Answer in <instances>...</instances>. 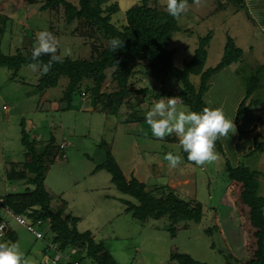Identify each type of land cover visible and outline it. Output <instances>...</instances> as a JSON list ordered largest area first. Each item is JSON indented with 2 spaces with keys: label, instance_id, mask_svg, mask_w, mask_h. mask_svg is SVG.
Here are the masks:
<instances>
[{
  "label": "rangeland",
  "instance_id": "1",
  "mask_svg": "<svg viewBox=\"0 0 264 264\" xmlns=\"http://www.w3.org/2000/svg\"><path fill=\"white\" fill-rule=\"evenodd\" d=\"M116 1L120 9L113 15V22L119 25L125 21L126 9L139 0ZM156 1L165 5L164 0ZM219 1L227 5L226 9L214 11L217 0H201L199 5L188 3V10L177 19L180 29L169 41L178 67L193 57L200 37L207 34L211 39L207 43L205 67H213L219 62L227 36L235 39L244 50L242 62H233L213 74L204 95L210 109L221 110L236 126L235 134H230L228 139H219L220 146L215 145L217 159L214 162L197 166L184 156L179 142L153 137L146 121H123L132 106L146 114L158 100L147 99L138 106L144 96L136 93L126 98L129 105L123 104L116 112L103 113L92 109V98L76 94L71 106L64 108L59 99L66 78H61L56 87L40 93L35 86L39 70L22 66L19 71V76L25 80L22 83L11 79L8 70L0 67V196L22 191L26 186L23 180L9 181L6 175L13 166L22 168L25 150L21 142L22 130L38 140V146L53 135L54 151L45 157L51 161L45 178L48 191L54 195L50 211H60L67 221L78 218L77 230L90 231L95 241L102 243L119 264H180L170 260L174 252L188 254L199 264H226L224 255L229 252L240 259L249 257L255 247L253 228L247 207L239 197L240 184L227 177L224 166L228 161L231 165L245 164L264 172V152L246 155L253 143L254 132H249L256 123L253 120L260 115L264 117V28L259 25L264 24V0H245L246 9L237 13L232 12L230 1ZM38 6L25 0H0V13L8 17L1 51H27L33 48L37 35L45 31L57 41L60 55L88 58L90 45L83 38L65 31L62 20H56V14L41 11ZM247 10L256 24L247 19ZM240 66L245 68L237 72ZM252 72L261 77L262 84L249 98L260 99V103L244 109L237 120V108L246 94L244 79ZM136 77L151 89L158 87V81L146 74L138 71ZM192 81L197 82L198 77L192 76ZM106 88L111 89L109 74L103 85V89ZM248 102L249 99L246 104ZM177 109L190 111L178 99ZM257 124L255 132L260 131L264 140V122ZM64 143L65 148L58 147ZM106 148L126 181L129 182L133 175L155 195L169 190L185 200L200 202L203 208L201 221L179 222L172 235L167 217L143 221L125 213L123 200L134 204L137 201L120 192L111 182V174L105 168L108 165ZM169 152L181 157L176 168H171L164 159ZM97 165L104 167L92 171ZM259 180L260 193L264 194V177L260 176ZM0 219L7 221L17 236L14 242L0 238V243L17 244L31 264H66L78 257L79 264H92L83 253L71 250L53 262L55 251L52 248L46 250V243L17 224L1 207ZM214 225L216 228L212 233L205 231ZM39 229L48 232L45 226ZM47 239H50L49 234Z\"/></svg>",
  "mask_w": 264,
  "mask_h": 264
},
{
  "label": "trees",
  "instance_id": "2",
  "mask_svg": "<svg viewBox=\"0 0 264 264\" xmlns=\"http://www.w3.org/2000/svg\"><path fill=\"white\" fill-rule=\"evenodd\" d=\"M25 1L29 4H38V9L41 11L56 14V20H62L65 31L73 36L83 38L86 44L90 45L88 58L66 56L62 63H54L46 74L39 71L35 86L40 93L56 87L61 78H66V84L59 99L64 108L71 106L76 94H82V97L92 98V109L103 113L116 112L123 104L129 103L126 98L141 93L144 97L137 103L138 106L147 99L159 100L160 98L176 97L190 111L199 113L204 108H209L204 95L210 86L213 74L233 62L244 60L243 49L236 44L235 39L227 36L223 55L219 62L213 67H205L207 43L211 39V35L207 34L200 37L199 44L190 60L185 61L181 67L175 65L173 59L175 51L169 48V41L173 34L180 29L178 21L166 12L165 5L158 4L156 0H139L127 8L125 21L119 25L113 22V15L120 9L116 0ZM228 1L233 5V13L246 9L245 0ZM217 2L214 11L226 9L225 3L219 0ZM188 3H193V0H188ZM246 13V16L252 20L253 17L248 10ZM7 21L8 17L0 13V67H5L8 70L11 79L25 83V80L19 76V71L22 66L33 63L31 60L33 48L27 51L17 50L14 53L1 51V42ZM30 37L33 39V33L30 34ZM112 38H119L123 41V47L115 52H112L109 47V41ZM48 60V56L40 58L42 64H46ZM240 68L245 67L240 66L237 72ZM138 71L146 74L148 78L158 81V87L151 89L144 85L143 80L136 77ZM108 74L111 89H103ZM192 76H197L198 81H192ZM241 76L245 78V75L243 77L241 74ZM244 80L246 94L237 108V120L244 113V109L260 103V99L249 98V96L261 87V77L252 72ZM248 99L249 102L246 104ZM135 107L137 106L131 107L132 109L123 120L124 122L146 121V114ZM257 121L263 123L264 117L258 116ZM255 129L256 124L249 132H254ZM252 137L253 143L249 146L246 155L264 152V140L261 139L260 131L255 132ZM163 141L179 142L178 138L173 135L165 137ZM21 142L25 149L24 160L20 164L22 168L17 169L15 168L17 165L13 166L6 175L9 181L20 179L26 186L22 191L9 192L0 196L3 200L0 207L5 206L14 214L25 216L33 224L41 221L38 228L45 226L48 229V232L39 229L42 232L40 240L44 244L46 243V250L55 246L61 253V257L67 255L71 250L83 253L92 264H119L102 243L95 241L90 231L79 232L77 230L78 218L72 217L71 221H67L62 217L60 211H50L49 205L54 195L48 191L45 178L51 161L46 160L45 157L53 153L55 137L51 135L49 139L42 141L38 146V140L31 138L22 130ZM215 145L220 146L219 140ZM65 146L66 143L60 144L58 147L63 149ZM106 151L108 165L105 168L111 174V182L120 192L137 201V204H134L131 201L123 200L125 213H130L133 218L143 221L167 217L172 235L175 234V225L179 222L201 221L203 208L200 202L185 200L169 190H163L160 194L155 195L146 189L144 182L133 175L129 182L126 181L110 151L108 149ZM182 152L187 158V153L183 150ZM102 166L97 165L92 171H96ZM224 171L230 180L240 184L239 197L242 204L247 207L248 219L255 238V247L249 257L240 259L229 252L224 255L226 264H264V194L260 193L259 180L260 176L264 177V172L245 164L231 165L228 161L225 162ZM63 205L65 206V204ZM0 222L7 224V230L0 238L10 239L14 242L17 237L16 232L4 219H0ZM213 228H216V225L207 227L205 231L212 233ZM47 233L50 239H47ZM211 246L214 247L213 244ZM79 260L80 257L68 260L66 264H73L74 261L78 262ZM170 260H176L180 264H199V261L190 255L178 252L172 253Z\"/></svg>",
  "mask_w": 264,
  "mask_h": 264
},
{
  "label": "clouds",
  "instance_id": "3",
  "mask_svg": "<svg viewBox=\"0 0 264 264\" xmlns=\"http://www.w3.org/2000/svg\"><path fill=\"white\" fill-rule=\"evenodd\" d=\"M199 5L201 0H193ZM166 12L175 19L189 8L188 0H164ZM112 52L123 47V41L112 38L109 41ZM58 43L51 33L42 31L37 37L32 49L31 60L28 65L33 71L46 74L54 63H62L64 56L58 55ZM70 55V52L67 53ZM42 56H48L46 64L40 62ZM145 120L150 127L153 137L163 140L167 136L175 135L182 150L187 153L189 162L197 166L212 163L217 159L215 151L216 141L228 139L235 134L236 126L233 120H228L219 109L204 108L202 112L182 111L177 109L176 97L156 101L146 112ZM164 159L171 168L181 163V157L169 152ZM0 264H31L15 243H0Z\"/></svg>",
  "mask_w": 264,
  "mask_h": 264
},
{
  "label": "built area",
  "instance_id": "4",
  "mask_svg": "<svg viewBox=\"0 0 264 264\" xmlns=\"http://www.w3.org/2000/svg\"><path fill=\"white\" fill-rule=\"evenodd\" d=\"M3 200L0 198V206L2 205ZM4 210L10 215L13 220L26 228L36 239L42 238V232L39 230L38 226L41 224V221H37V224H33L30 222L25 216L21 214H14L9 208L3 206ZM7 230V224L5 222H0V236ZM51 246V245H50ZM55 251V255L53 258V262L58 261L61 257V253L55 248V246H51ZM73 264H79V262L74 261Z\"/></svg>",
  "mask_w": 264,
  "mask_h": 264
},
{
  "label": "crops",
  "instance_id": "5",
  "mask_svg": "<svg viewBox=\"0 0 264 264\" xmlns=\"http://www.w3.org/2000/svg\"><path fill=\"white\" fill-rule=\"evenodd\" d=\"M253 18H254V17H253ZM247 19H249V18L247 17ZM249 20H250V22L252 21V22H254V23L256 24V22L254 21V19H252V20L249 19ZM259 25H260L261 29L264 28V24L261 23V24H259ZM258 46H259V44H258ZM245 47H246L247 49L249 48L248 45H245ZM260 48H261V47H260ZM242 49H243V48H242ZM249 50H250V49H249ZM258 51H259V50H258ZM259 53H263V51H260ZM244 54H245V53H244V50H243V56H244ZM257 54H258V53H257ZM257 119H258V117H257V118H254V120H253V122H256V123H255V124H256V128H257V125H258V124H257V122H258ZM253 125H254V124H253ZM249 127H250V126H249ZM252 127H253V126H252ZM251 133H253V132H251ZM254 133H255V131H254ZM254 133H253V134H254ZM252 136H253V135H252Z\"/></svg>",
  "mask_w": 264,
  "mask_h": 264
}]
</instances>
